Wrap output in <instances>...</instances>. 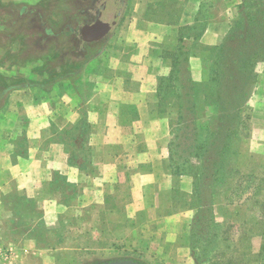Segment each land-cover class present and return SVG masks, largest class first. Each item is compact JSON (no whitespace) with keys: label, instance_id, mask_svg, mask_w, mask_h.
<instances>
[{"label":"crops","instance_id":"0c3cea01","mask_svg":"<svg viewBox=\"0 0 264 264\" xmlns=\"http://www.w3.org/2000/svg\"><path fill=\"white\" fill-rule=\"evenodd\" d=\"M42 1L0 0V15L38 14ZM242 2L139 0L129 23L103 43L81 73L57 75L51 84L43 78L7 88V102L0 108V206L2 194L18 190L34 200L49 224L73 212L76 224L69 238L124 243L144 232L157 253L171 254L191 223L190 211H176L177 196L192 194L195 179L171 171V120L160 112L158 82L170 74L178 47L188 54L193 79L202 81L210 55L204 48L217 45L231 30ZM6 5L11 10L1 12ZM198 23L205 28L197 38V32L188 29ZM95 43L90 41L88 47ZM248 107L252 139L261 143L264 63ZM217 113L216 106H209L197 122H211ZM84 123L90 124L87 170L70 163L63 145L44 147L53 128L74 132ZM23 137L28 145L21 151ZM106 228L111 232L104 235ZM3 246L0 241V251L7 249L9 259L0 264H16L17 256L29 255L42 264H76L71 255L77 246L50 249L37 239L21 248Z\"/></svg>","mask_w":264,"mask_h":264},{"label":"rangeland","instance_id":"374dc122","mask_svg":"<svg viewBox=\"0 0 264 264\" xmlns=\"http://www.w3.org/2000/svg\"><path fill=\"white\" fill-rule=\"evenodd\" d=\"M137 2L139 0H125L120 19L111 28L100 27L96 30L94 26L86 23L95 16L94 13L89 17L83 14L88 8L86 0H43L41 13L28 16L1 14L0 108L5 107L7 102L5 87L8 85L18 87L28 80L37 83L44 79L47 84H51L57 75L81 73L88 60L103 48V43L110 37L113 38L119 28L129 23L131 15L136 12ZM10 10L6 5L1 12ZM55 27L63 29L58 33L57 30L52 33L45 30ZM95 40L98 43L88 47V43ZM257 71L259 72V66ZM164 113L171 120V140L175 134H182L179 139L188 143L191 132L186 126L192 123L174 125L178 115L176 106H168ZM195 124L201 130V137H206L210 122ZM252 132L251 122H248L246 128L239 127L232 134L234 149L240 152L236 167L238 172L226 178L225 182L219 183L213 218L208 211L199 213L198 201L193 193L178 194L175 208L176 211H190V230L177 241L171 254L166 257H162L157 249L152 248L149 234L144 232L139 234L138 240L133 237L124 243L106 238L99 241L85 237L69 238L68 231L76 224L73 212L62 215L54 224H49L45 221L44 214L37 209L34 200L25 197L18 190L10 195H1V244L4 248L11 243L21 248L26 246L27 240L37 239L41 246L50 249L60 244L77 246L78 249L71 255L74 258L73 263L76 264H104L122 259H132L144 264H264V252L261 250L264 222L260 215L264 192H259L262 184L264 187L263 181H260V178L264 179V141H253ZM56 134L54 128L47 133L49 137L44 142V147L61 144L69 153L73 132L70 131L63 140ZM20 142V150L23 151L28 143L23 139ZM74 144L80 145L76 140L72 141V145ZM86 145L88 146L87 143ZM83 146L80 145L79 148L83 149ZM80 153L85 155L86 150H80ZM105 231L104 235L111 232L109 228ZM59 232L62 233L58 235ZM8 257L5 256V261ZM16 264L42 263L37 256L29 255L17 256Z\"/></svg>","mask_w":264,"mask_h":264},{"label":"trees","instance_id":"16d2710c","mask_svg":"<svg viewBox=\"0 0 264 264\" xmlns=\"http://www.w3.org/2000/svg\"><path fill=\"white\" fill-rule=\"evenodd\" d=\"M204 25L198 23L188 30L197 32L198 38ZM204 49L210 55L202 81L193 79L188 54L178 47L172 56L170 74L161 77L157 87L160 112H166L170 105L176 106L178 115L174 125L192 123L186 126L191 132L188 143L179 139L182 134H175L169 144L171 171L176 175L190 174L194 177L193 196L197 198L198 211H208L213 218L219 183L238 172L236 167L240 152L234 149L232 134L239 127L246 128L251 118L248 101L259 78L257 67L264 63V0H243L237 7L231 30L217 45ZM9 87L14 86L8 85L5 90ZM209 106H216L218 113L210 122L208 135L201 137V130L195 122L206 116ZM54 129L60 140L73 131ZM89 132L88 123L77 128L70 137L68 149L70 163L86 170L90 167V148L86 145ZM73 140L84 148L72 145ZM80 150H86V154L81 155ZM260 181L264 183V179L260 178ZM261 191L264 192L263 184L259 187ZM261 208V220L264 222V199L261 200ZM261 250L264 252V235Z\"/></svg>","mask_w":264,"mask_h":264},{"label":"flooded vegetation","instance_id":"af4514ba","mask_svg":"<svg viewBox=\"0 0 264 264\" xmlns=\"http://www.w3.org/2000/svg\"><path fill=\"white\" fill-rule=\"evenodd\" d=\"M88 8L83 11L85 17L94 13V18L86 22L96 28H111L120 19L125 0H86ZM91 29V28H90Z\"/></svg>","mask_w":264,"mask_h":264},{"label":"water","instance_id":"95a60500","mask_svg":"<svg viewBox=\"0 0 264 264\" xmlns=\"http://www.w3.org/2000/svg\"><path fill=\"white\" fill-rule=\"evenodd\" d=\"M104 264H144V263H141V262H138L132 259H122V260H115V261L107 262Z\"/></svg>","mask_w":264,"mask_h":264},{"label":"built area","instance_id":"2783aa9c","mask_svg":"<svg viewBox=\"0 0 264 264\" xmlns=\"http://www.w3.org/2000/svg\"><path fill=\"white\" fill-rule=\"evenodd\" d=\"M0 252H1V253H0V254H1V255H0V262H1V261H3V260L5 259V256L8 257L9 255H8V250H3V251H0ZM2 259H3V260H2Z\"/></svg>","mask_w":264,"mask_h":264}]
</instances>
